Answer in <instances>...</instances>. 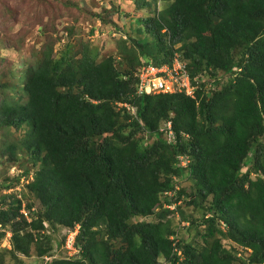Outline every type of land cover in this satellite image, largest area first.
Wrapping results in <instances>:
<instances>
[{
  "label": "trees",
  "instance_id": "1",
  "mask_svg": "<svg viewBox=\"0 0 264 264\" xmlns=\"http://www.w3.org/2000/svg\"><path fill=\"white\" fill-rule=\"evenodd\" d=\"M133 1L153 13L136 19L140 37L119 39L118 56L67 41L0 69V173L27 160L0 189L28 179L0 193V242L10 231L12 253L34 245L41 264L49 226L78 225L79 255L50 264H264V0ZM176 52L196 97L138 95L139 65ZM167 119L175 140L160 130ZM180 200L201 213L191 240L171 217L187 219L182 206H166Z\"/></svg>",
  "mask_w": 264,
  "mask_h": 264
},
{
  "label": "rangeland",
  "instance_id": "2",
  "mask_svg": "<svg viewBox=\"0 0 264 264\" xmlns=\"http://www.w3.org/2000/svg\"><path fill=\"white\" fill-rule=\"evenodd\" d=\"M149 1L153 3L152 7L159 8L164 4L163 0H159L157 4L154 0ZM151 10L152 8L149 7L137 8L133 0H0V69L5 71L13 65L15 68H22L26 60L41 58L40 52L44 46L53 44L55 51H59L67 41L88 43L91 47L100 50L101 57L111 53L116 55L121 37H140L136 31L138 25L136 19L139 16L152 14ZM92 29L94 31L91 33ZM1 56L4 60H1ZM205 79L213 85V80L208 77ZM224 79L226 80L227 77ZM154 139V136L145 134V144ZM22 163L21 167L24 168L27 160ZM21 167L17 168L15 165L9 169V172L0 173V182L9 180L19 170L23 172ZM21 182L10 190L0 189V193L15 190L20 192L28 179L23 176ZM183 185L189 187V183ZM34 203V208L40 207L38 200L34 199ZM179 205L182 206L181 210L187 219H183L179 211H176L175 216H171L174 227L179 231L180 237L191 240L195 238L194 234L197 230L196 226L190 224L191 220H198L201 213L184 200H181ZM153 218L152 216L148 219ZM138 219L142 218L136 217L133 220ZM53 226L54 228L49 226L47 232L50 236L52 255L68 254L69 249L65 246L68 231L66 233L63 226ZM203 228L204 226L200 227ZM12 248L11 232L6 231L0 242V258L3 264H39L34 245L29 255L18 252L15 256L11 251ZM160 260L165 259L161 257Z\"/></svg>",
  "mask_w": 264,
  "mask_h": 264
},
{
  "label": "built area",
  "instance_id": "3",
  "mask_svg": "<svg viewBox=\"0 0 264 264\" xmlns=\"http://www.w3.org/2000/svg\"><path fill=\"white\" fill-rule=\"evenodd\" d=\"M136 75L138 77L136 93L140 94H154V93H175L184 92L187 95L195 98L197 77H192L188 70L186 61L182 58L180 53L176 52L171 61L161 64L142 63L137 68ZM118 108H126L132 115H136V106L130 102H117ZM160 130L164 131L166 138L171 141L174 140V130L172 121L169 119L160 126ZM172 195V191H168ZM176 203L166 204L170 208H174ZM25 215L27 211L23 209ZM79 232V226L68 230V238L65 241V246L69 249L66 254L68 257H75L79 253V247L76 245V235ZM53 255H45L41 264H50L53 260Z\"/></svg>",
  "mask_w": 264,
  "mask_h": 264
},
{
  "label": "clouds",
  "instance_id": "4",
  "mask_svg": "<svg viewBox=\"0 0 264 264\" xmlns=\"http://www.w3.org/2000/svg\"><path fill=\"white\" fill-rule=\"evenodd\" d=\"M207 81V80H206ZM208 83V82H207ZM169 119H167V120H165L164 122H163V124L165 123V122H167ZM171 120V119H170ZM172 121V120H171ZM162 125V124H161ZM160 125V126H161ZM182 134H184V136H188V134H186V133H182ZM167 139V138H166ZM168 140V139H167ZM174 140H175V138H174ZM169 141V140H168ZM188 160H189V158L187 157V155H185L184 153L183 154H181V156H180V161L182 162V164H186L187 162H188ZM173 195V194H172ZM172 195H170V196H172ZM181 202V200L180 201H178V202H173V203H176V205H179V203ZM173 203H170V204H173ZM176 205H175V207L174 208H176ZM170 208V207H169ZM23 209L24 210H26L25 209V207H23ZM23 209H22V212H23ZM27 211V210H26ZM24 213V212H23ZM26 216H28V212H27V215ZM78 246V245H77ZM79 247V246H78ZM79 251H80V248H79ZM46 255H52V254H46ZM77 255H79V253L77 254ZM45 256V255H44ZM43 256V257H44ZM56 256H54V258H55Z\"/></svg>",
  "mask_w": 264,
  "mask_h": 264
}]
</instances>
